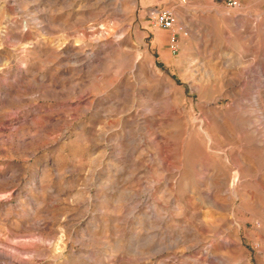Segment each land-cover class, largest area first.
Wrapping results in <instances>:
<instances>
[{"label":"rangeland","instance_id":"rangeland-1","mask_svg":"<svg viewBox=\"0 0 264 264\" xmlns=\"http://www.w3.org/2000/svg\"><path fill=\"white\" fill-rule=\"evenodd\" d=\"M0 264H264V0H0Z\"/></svg>","mask_w":264,"mask_h":264},{"label":"built area","instance_id":"built-area-1","mask_svg":"<svg viewBox=\"0 0 264 264\" xmlns=\"http://www.w3.org/2000/svg\"><path fill=\"white\" fill-rule=\"evenodd\" d=\"M229 5L234 4L233 1L228 2ZM147 16L150 19L151 22H153L155 25L163 28V29H169L173 26L174 23V15L171 11L165 10V9H149L147 11ZM174 36L171 35L170 37V46L172 49H174Z\"/></svg>","mask_w":264,"mask_h":264}]
</instances>
